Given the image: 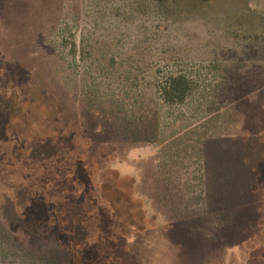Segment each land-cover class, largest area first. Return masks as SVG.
<instances>
[{
  "label": "rangeland",
  "instance_id": "obj_1",
  "mask_svg": "<svg viewBox=\"0 0 264 264\" xmlns=\"http://www.w3.org/2000/svg\"><path fill=\"white\" fill-rule=\"evenodd\" d=\"M0 264H264V0H0Z\"/></svg>",
  "mask_w": 264,
  "mask_h": 264
},
{
  "label": "trees",
  "instance_id": "obj_2",
  "mask_svg": "<svg viewBox=\"0 0 264 264\" xmlns=\"http://www.w3.org/2000/svg\"><path fill=\"white\" fill-rule=\"evenodd\" d=\"M192 90L193 82L188 75L184 73L171 75L161 86V96L167 104H182L187 100Z\"/></svg>",
  "mask_w": 264,
  "mask_h": 264
}]
</instances>
